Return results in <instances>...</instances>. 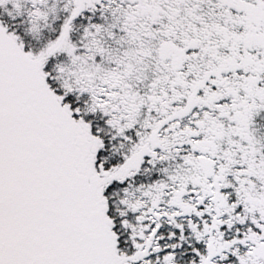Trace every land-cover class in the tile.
Segmentation results:
<instances>
[{
  "label": "snow or ice",
  "instance_id": "6c2138e0",
  "mask_svg": "<svg viewBox=\"0 0 264 264\" xmlns=\"http://www.w3.org/2000/svg\"><path fill=\"white\" fill-rule=\"evenodd\" d=\"M0 264H264V0H0Z\"/></svg>",
  "mask_w": 264,
  "mask_h": 264
}]
</instances>
